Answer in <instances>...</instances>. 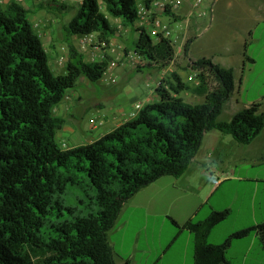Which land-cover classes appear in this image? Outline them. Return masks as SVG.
I'll return each mask as SVG.
<instances>
[{
	"label": "trees",
	"instance_id": "obj_1",
	"mask_svg": "<svg viewBox=\"0 0 264 264\" xmlns=\"http://www.w3.org/2000/svg\"><path fill=\"white\" fill-rule=\"evenodd\" d=\"M141 1L84 0L65 26L66 40L96 35L108 52L121 36L120 26L111 21L116 19L138 34L126 56L140 57L144 68L169 67L178 58V46L138 25ZM32 14L18 1L4 6L0 0V264H119L109 235L131 198L162 177L183 176L212 130L239 145L252 144L264 130V113L260 104H251L231 121H220L235 91V72L211 58L190 59L196 87L172 72L155 89L157 100L134 118L92 143L65 149L57 134L67 120L55 109L83 77L101 81L114 59L106 53L101 61H87L71 45L66 73L55 74ZM164 14L175 23L183 20L170 7ZM194 42H186L185 58ZM184 92L205 100L189 104ZM231 215L228 209L212 210L207 219L186 224L194 238V264H235L229 248L252 233H258L264 253V222L222 244L210 242L211 233Z\"/></svg>",
	"mask_w": 264,
	"mask_h": 264
},
{
	"label": "crops",
	"instance_id": "obj_2",
	"mask_svg": "<svg viewBox=\"0 0 264 264\" xmlns=\"http://www.w3.org/2000/svg\"><path fill=\"white\" fill-rule=\"evenodd\" d=\"M174 12L183 20L175 23L164 15V21L172 29L175 24H187L180 38L194 39L191 50L203 36L211 35L218 42L211 59L235 72V91L228 101L232 107H240L235 113L251 104H260L264 113V84L254 97L248 94L258 64L261 60L264 63V0H204L199 8L184 4ZM195 32L198 34L193 36ZM191 58L190 52L189 62ZM262 77L264 67L255 76ZM114 78L117 76L107 73L103 87H113ZM229 136L219 130L210 131L183 176L158 179L124 206L109 235L119 264H194V238L185 226L190 221L207 219L212 210L232 211L229 220L211 233L213 244H222L233 233L264 222V176L249 172L245 156L228 157L235 141ZM261 157L264 164V154ZM225 186L230 188L227 204L213 203ZM171 218L181 228L174 227ZM165 231L167 238L163 236ZM229 257L235 264H264L258 233L234 242Z\"/></svg>",
	"mask_w": 264,
	"mask_h": 264
},
{
	"label": "rangeland",
	"instance_id": "obj_3",
	"mask_svg": "<svg viewBox=\"0 0 264 264\" xmlns=\"http://www.w3.org/2000/svg\"><path fill=\"white\" fill-rule=\"evenodd\" d=\"M13 1H18L33 11L30 19L44 42L55 74L66 73L71 45L85 55L87 61H101L106 53L114 59V64L108 71L112 76H117L110 85H114L113 87L105 88L102 80L94 83L83 77L77 89L70 92V101L62 102L55 109L57 116L67 120V124L57 134V141L65 149L92 143L134 118L140 111L138 106L156 101L155 89L162 79L172 72H178L190 86H197V82L191 78L193 71L189 68L190 62L184 57L183 50L187 40L180 38L186 23L175 24L172 29V37L177 41L178 46L176 62L165 69L144 68L147 65L140 57L133 53L131 56L125 55L126 48H129L131 43L138 39V34L134 35L131 32L133 27L121 26L119 20L111 18L114 24L121 27L122 32L108 52L102 50L97 43L82 49L79 45V37H72L70 41L66 40L65 26L72 20L84 0H57V2L54 0H2L4 6ZM39 5H44L45 8L38 9ZM63 5H67L69 11L61 10ZM166 21L164 22L169 23ZM209 22L210 20L207 19V24ZM193 34L196 36L198 33ZM217 44L218 42H214L211 35L203 36L194 44L191 50V59L194 61L206 57L213 59L216 55L214 50ZM263 67L264 63L261 60L254 72L251 81L253 84L248 89L250 98L254 97L259 87L264 84V77L255 78ZM181 96L187 103L193 105L200 104L205 100L188 92H184ZM238 108L240 107H232L231 103L227 102L219 120L222 122L231 121ZM229 137L231 141H234L232 136ZM233 143L227 153L228 157L237 159L239 156H245L248 158L249 172L264 176V164L261 159L264 154V130L251 145L243 146L235 141ZM229 190L230 188L225 186L213 203L224 202L223 204H227ZM132 228V226L129 228L128 234L131 233ZM163 236L167 238L168 233L165 231Z\"/></svg>",
	"mask_w": 264,
	"mask_h": 264
},
{
	"label": "built area",
	"instance_id": "obj_4",
	"mask_svg": "<svg viewBox=\"0 0 264 264\" xmlns=\"http://www.w3.org/2000/svg\"><path fill=\"white\" fill-rule=\"evenodd\" d=\"M203 2L204 0H166L165 2L154 1L152 4L148 5L144 3V0H142L139 6L138 25L141 27H148L152 36L154 37L163 36L165 38L173 39L172 28L168 23L164 22L163 18L167 7H170L174 12L184 4H191L194 8H199ZM94 43H97L96 35L79 37V45L82 49L91 47L94 45ZM175 43L177 44V41H175ZM192 78L198 80L197 73H194ZM65 101H70V97H66ZM142 107V105L138 106L139 110Z\"/></svg>",
	"mask_w": 264,
	"mask_h": 264
}]
</instances>
